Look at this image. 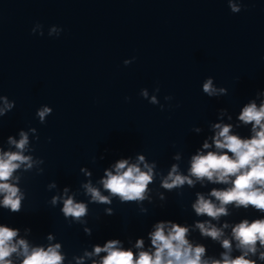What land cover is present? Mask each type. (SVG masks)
<instances>
[{
    "label": "clouds",
    "instance_id": "1",
    "mask_svg": "<svg viewBox=\"0 0 264 264\" xmlns=\"http://www.w3.org/2000/svg\"><path fill=\"white\" fill-rule=\"evenodd\" d=\"M233 11L238 9L233 6ZM203 91L209 96L214 94L215 89L212 88L210 79L204 83ZM142 95L147 96V92H143ZM152 102H156L155 97L152 98ZM49 113L50 109L45 107L38 112V116L43 121ZM239 119L246 124H253L255 135L251 139H241L236 135H230V125L217 124L215 127L219 131L214 138L215 147L226 151L208 152L206 155H196L192 158L190 168L192 176L197 179L207 178L215 183L231 182L232 184V187L227 190L214 189L211 192V196L220 202L219 207L203 196H199L193 205L198 215L218 218L226 214L224 206L232 203H235L237 207L251 205L264 211V104L259 108L255 103L247 105L243 108ZM20 135L21 139L18 142L10 137L9 143L23 150L28 143V137L23 132ZM208 147L209 144L205 143L204 148ZM228 153H231V156ZM139 159L143 161L144 157L141 156ZM24 163H28V167H31L30 157L22 155L21 152L0 153V193L4 194L2 204L14 212L20 209L19 189L8 181L13 172ZM145 168L147 171H142L138 165H129L127 160H121L115 165V174L111 171L106 172L107 178L102 181L103 187L123 201L143 200L147 187L153 179L152 169L148 165H145ZM175 173L176 167L173 166L167 179L163 181V187L172 189L183 185L185 181L190 185L193 183L188 177ZM231 177L235 179L230 181ZM85 187L93 201L108 202V197L102 196L91 185ZM55 202L56 198H53V203ZM62 211L65 217H74L79 220L86 215L87 209L84 204L75 203L72 198H68L64 201ZM155 227L156 230L151 233V244L155 248L153 253L140 251L137 256L131 250L117 247L119 241L111 240L104 247L97 246L94 249L95 254L107 253L100 264H208L201 259L205 249L200 246L193 248L186 239L187 228L172 224L166 234L165 223H158ZM197 227L203 235L210 236L214 240L222 235L221 231L213 226L201 223L197 224ZM16 236L15 230L0 227V264H12L8 258L13 253L23 255L22 264H62L63 257L58 252L59 244L49 246L47 250L33 248L29 251L26 241L14 242ZM233 237L238 241V247L245 250L243 255L230 259L225 253L222 261H212V264H254V261L245 259V256L249 252L253 254L256 252L257 241L264 246V220H256L252 223L245 220L239 223L233 228ZM222 244L225 249L230 250L231 244L228 240H224ZM136 247L142 248L143 241L138 240ZM261 259H264V253L261 254Z\"/></svg>",
    "mask_w": 264,
    "mask_h": 264
}]
</instances>
